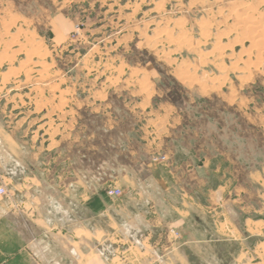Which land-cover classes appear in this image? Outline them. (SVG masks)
Here are the masks:
<instances>
[{"label": "rangeland", "instance_id": "374dc122", "mask_svg": "<svg viewBox=\"0 0 264 264\" xmlns=\"http://www.w3.org/2000/svg\"><path fill=\"white\" fill-rule=\"evenodd\" d=\"M164 106L181 121L175 135L195 131L204 153H228L234 184L247 173L264 179V0H0V195L18 209V184H36L41 215L60 220L53 203L83 172L91 263L112 256L97 229L111 235L120 216L99 214L97 201L111 205L108 191L128 185L123 166L174 159L143 150L141 128L163 125ZM239 242L202 243L200 255L185 246L186 264H264V243L237 257ZM37 250L32 264H49Z\"/></svg>", "mask_w": 264, "mask_h": 264}, {"label": "crops", "instance_id": "0c3cea01", "mask_svg": "<svg viewBox=\"0 0 264 264\" xmlns=\"http://www.w3.org/2000/svg\"><path fill=\"white\" fill-rule=\"evenodd\" d=\"M163 108L162 116H167L163 125L157 126L152 119L141 128L143 150L145 154L163 151L173 161L153 164L137 159L136 170L123 166L121 175L129 183L123 187L115 185L121 195L108 197L111 205H104L98 198L99 214L106 215L112 208L120 216V222L114 216L118 229L111 235L105 228L97 229L103 242L113 240L110 259L99 255L92 263L90 260L91 195L82 172L80 180L63 185L64 198L53 203L63 214L60 220L43 218V201L36 184H18L19 188L24 185L22 196L26 199L18 204V209L11 197L0 195V264H32L29 250L38 256V247L48 255L49 264H173L171 257L186 264L189 261L183 251L185 246H192L200 255L202 243L228 240H240L237 257L253 255L255 247L264 243L262 175L247 173L245 179L234 184L233 159L228 153H204L195 131L188 136L175 135L181 121L171 107ZM143 169L150 172L147 178L141 177ZM244 182L252 183L254 191L250 192ZM27 202H33L32 209H20L27 208ZM204 218L209 219V231L203 229ZM123 226L130 232H125ZM79 231L81 234H77ZM250 237H256L253 249L244 243ZM45 239H50L51 247L43 246ZM52 245L61 249V256L54 254Z\"/></svg>", "mask_w": 264, "mask_h": 264}, {"label": "built area", "instance_id": "2783aa9c", "mask_svg": "<svg viewBox=\"0 0 264 264\" xmlns=\"http://www.w3.org/2000/svg\"><path fill=\"white\" fill-rule=\"evenodd\" d=\"M5 189L0 187V194H5ZM109 195L119 196L121 195V190L119 188H112L108 191Z\"/></svg>", "mask_w": 264, "mask_h": 264}]
</instances>
